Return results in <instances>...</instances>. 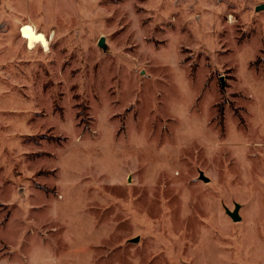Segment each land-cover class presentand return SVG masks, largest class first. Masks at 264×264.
I'll use <instances>...</instances> for the list:
<instances>
[{
	"label": "rangeland",
	"instance_id": "rangeland-1",
	"mask_svg": "<svg viewBox=\"0 0 264 264\" xmlns=\"http://www.w3.org/2000/svg\"><path fill=\"white\" fill-rule=\"evenodd\" d=\"M262 4L2 0L0 264H264Z\"/></svg>",
	"mask_w": 264,
	"mask_h": 264
},
{
	"label": "bare ground",
	"instance_id": "bare-ground-1",
	"mask_svg": "<svg viewBox=\"0 0 264 264\" xmlns=\"http://www.w3.org/2000/svg\"><path fill=\"white\" fill-rule=\"evenodd\" d=\"M22 35L25 37L26 48L34 50L37 46L45 52L49 49V41L41 32H37L31 26L26 25L21 29Z\"/></svg>",
	"mask_w": 264,
	"mask_h": 264
},
{
	"label": "water",
	"instance_id": "water-1",
	"mask_svg": "<svg viewBox=\"0 0 264 264\" xmlns=\"http://www.w3.org/2000/svg\"><path fill=\"white\" fill-rule=\"evenodd\" d=\"M256 10H264V5L262 4V5L257 6ZM102 41H103L102 39L99 40L98 46L103 47ZM220 81L222 82V80ZM199 178L204 182H208V179H206L202 174L199 175ZM227 214L231 218V220L234 222H237L240 219L238 216V206H236L232 212L228 211ZM137 241H138L137 238L132 240V242H137Z\"/></svg>",
	"mask_w": 264,
	"mask_h": 264
},
{
	"label": "crops",
	"instance_id": "crops-1",
	"mask_svg": "<svg viewBox=\"0 0 264 264\" xmlns=\"http://www.w3.org/2000/svg\"><path fill=\"white\" fill-rule=\"evenodd\" d=\"M1 1H2V0H0V5H1ZM0 18H1V17H0ZM2 19H4L5 24H8V25L10 24V20H9V19H8V20H6V18H2ZM24 23H30V24L34 27L33 20H28V21L23 22V23H21V24H17V23H16V25L20 27V26L23 25ZM8 25H7V26H8ZM16 25H15V27H17ZM19 27H18V29H19ZM34 28H35V27H34Z\"/></svg>",
	"mask_w": 264,
	"mask_h": 264
}]
</instances>
